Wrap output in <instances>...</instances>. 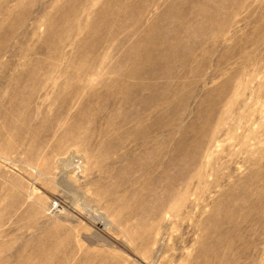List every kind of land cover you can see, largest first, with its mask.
Listing matches in <instances>:
<instances>
[{
	"label": "rangeland",
	"instance_id": "obj_1",
	"mask_svg": "<svg viewBox=\"0 0 264 264\" xmlns=\"http://www.w3.org/2000/svg\"><path fill=\"white\" fill-rule=\"evenodd\" d=\"M0 264H264V0H0Z\"/></svg>",
	"mask_w": 264,
	"mask_h": 264
},
{
	"label": "bare ground",
	"instance_id": "obj_2",
	"mask_svg": "<svg viewBox=\"0 0 264 264\" xmlns=\"http://www.w3.org/2000/svg\"><path fill=\"white\" fill-rule=\"evenodd\" d=\"M142 134H145L144 132H142Z\"/></svg>",
	"mask_w": 264,
	"mask_h": 264
}]
</instances>
